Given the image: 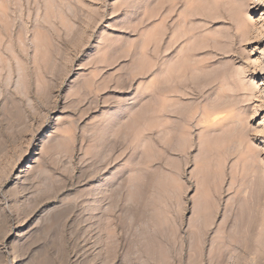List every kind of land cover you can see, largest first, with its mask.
Masks as SVG:
<instances>
[{
    "label": "rangeland",
    "instance_id": "1",
    "mask_svg": "<svg viewBox=\"0 0 264 264\" xmlns=\"http://www.w3.org/2000/svg\"><path fill=\"white\" fill-rule=\"evenodd\" d=\"M263 65L264 0H0V264H264Z\"/></svg>",
    "mask_w": 264,
    "mask_h": 264
},
{
    "label": "bare ground",
    "instance_id": "2",
    "mask_svg": "<svg viewBox=\"0 0 264 264\" xmlns=\"http://www.w3.org/2000/svg\"><path fill=\"white\" fill-rule=\"evenodd\" d=\"M168 10V9H167ZM169 17V16H168ZM165 18V17H164ZM165 20H166V18H165ZM187 23V22H186ZM179 24V23H178ZM184 24H185V22H184ZM184 24H183V26H181V27H183L184 28V30H183V37H184V39L186 40V38H188V37H190V35H191V32L189 33V27H184ZM163 25V24H162ZM188 25V24H187ZM189 25H190V23H189ZM192 25H194V24H192ZM161 27V26H160ZM198 27V26H197ZM158 28V27H157ZM164 27H162V29H163ZM167 28H170V25H167ZM178 28V27H177ZM191 28V27H190ZM245 28V27H244ZM166 29V28H165ZM188 29V30H187ZM169 30V29H168ZM163 31H167V30H162V33H163ZM182 31V30H181ZM181 31H180V34H181ZM191 31H192V29H191ZM202 31V30H201ZM194 32V31H193ZM156 33V32H155ZM161 33V32H160ZM209 33V32H208ZM207 33V34H208ZM168 33L166 32V35H167ZM190 34V35H189ZM195 34V33H194ZM157 35V34H156ZM173 35V34H172ZM158 36V35H157ZM162 36V35H161ZM182 36V35H181ZM156 37V36H155ZM182 37V38H183ZM156 38H158V37H156ZM208 38L210 39V40H218V38L216 37V35L215 34H210V35H208ZM159 39V38H158ZM166 38H164V40H163V45H162V47L161 48H159V51H157L158 52V55H157V57H158V64H157V73H155L156 74V80H157V83H158V87L161 89V90H163V91H166L167 92V90H169L170 88H174V87H180L181 85L182 86H186L188 83H189V81L191 82V79H189L188 80V78H189V70L187 69H185L184 67V70L181 72V73H179L180 75L179 76H181L182 74L184 75V77H183V79L181 80V79H179V77H177L176 75H177V73L179 72V69H181V67H180V65H179V67H176L175 66V64H177V61H178V59H179V57L180 56H182L181 58H183V57H185V56H189V58L195 53H192V49L189 51V49H186V48H182V50H180L179 49V51H177V53H175L174 52V50L172 49L173 48V44H174V39L172 40L171 38L169 39V41H168V37H167V39L165 40ZM180 40V39H179ZM159 41H161V40H159ZM158 41V42H159ZM189 41V40H188ZM157 42V41H156ZM167 42V43H166ZM195 44V43H194ZM155 45V44H154ZM158 46V45H157ZM178 46V45H177ZM192 47V46H191ZM190 47V48H191ZM240 47V46H239ZM138 48V47H137ZM147 48V47H146ZM135 49V48H134ZM172 49V50H171ZM178 50V49H177ZM139 51V50H138ZM195 51V50H194ZM173 52V53H172ZM143 53V52H142ZM172 53V54H171ZM194 56H195V54H194ZM166 57V58H165ZM212 57V56H211ZM152 58V57H151ZM156 58V57H155ZM165 58V59H164ZM181 58H180V60H181ZM195 58V57H194ZM209 58V57H208ZM154 59V58H153ZM185 59V58H184ZM186 59H187V57H186ZM203 59V58H202ZM136 60V59H135ZM194 59L192 58V59H190V62L192 63V64H194V65H192V67H193V69H194V66L195 65H198L199 67H197L198 68V70H193V71H197V73H196V78H194V79H197L199 82L200 81H206V74H205V71H204V69L206 68V66H208V65H204L205 64V61L207 60V59H204V60H198V61H195V62H192ZM184 61V60H183ZM189 61V60H188ZM208 61H210V60H208ZM208 61L206 62V63H208ZM218 61V60H217ZM213 62V61H212ZM211 62V63H212ZM147 63H149V62H147ZM143 64V63H142ZM190 65V64H189ZM215 66V65H214ZM264 66V65H263ZM147 67V66H146ZM145 67V68H146ZM163 67H164V69H163ZM142 68V67H141ZM264 68V67H263ZM156 69V68H155ZM207 69H209V68H207ZM206 69V70H207ZM212 69V68H211ZM192 70V69H191ZM140 71H141V69H140ZM175 71V73H173V75H172V72H174ZM211 71V70H210ZM204 72V73H203ZM261 72V71H260ZM264 72V71H263ZM209 73V72H208ZM212 73H214V75L216 74V76L220 73V70H219V68H218V66L216 65V67H213V69H212ZM175 74V75H174ZM191 75H193V74H191ZM195 77V76H194ZM209 77H211V76H209ZM208 78V77H207ZM220 78V77H219ZM194 79H192V80H194ZM117 80V79H116ZM115 80V81H116ZM196 80V81H197ZM215 80V79H214ZM220 80V79H219ZM209 82V81H208ZM211 82V81H210ZM127 83V82H126ZM152 83V82H151ZM150 83V84H151ZM207 83V82H206ZM214 83H215V81H214ZM156 84V83H155ZM197 84V83H196ZM195 84V85H196ZM202 84V83H201ZM211 84V83H210ZM130 85V84H129ZM144 85H145V83H144ZM198 85V84H197ZM202 85H204V84H202ZM209 86V85H208ZM142 87H143V85H142ZM180 88H182V87H180ZM184 88V87H183ZM148 90V89H147ZM159 90V89H158ZM143 91V90H142ZM146 91V90H145ZM218 91V90H217ZM144 92V91H143ZM162 92V91H161ZM166 92H164V94L166 93ZM170 92V91H169ZM177 92V91H176ZM176 92H174L173 91V93H176ZM163 94V95H164ZM169 94V93H168ZM218 95V94H217ZM222 95H224V94H222ZM139 97V96H138ZM174 97V96H173ZM206 97V96H205ZM215 97V96H214ZM211 98H212V96H211ZM167 99V98H166ZM169 100V99H168ZM171 101V100H170ZM217 102V101H216ZM166 103H167V101H166ZM165 104V103H164ZM169 107V106H168ZM172 136V135H171ZM174 140V139H173ZM174 142V141H173ZM262 189H263V187H262ZM257 193V192H256ZM258 193H260V191L258 192ZM258 193H257V195H258ZM259 196H260V194H259ZM261 197V196H260ZM252 208L250 207V210H251ZM256 209V208H255ZM254 209V210H255ZM238 210V209H237ZM252 212V211H251ZM249 213H250V211H249ZM247 214H248V212H247V209L246 210H243L240 214H239V216L237 217V220H236V223L234 224V231H235V234L237 235V236H239V237H237L236 235H234L233 234V237L236 239V238H239V239H241V237H242V235L244 234H247V235H250V234H252L253 235V233L254 232H256V231H259V221L257 222V220L253 217V219H252V216H251V218L250 217H247ZM238 215V214H237ZM254 215V214H253ZM258 219H259V217H258ZM104 225H105V223H104ZM104 225H103V228H104ZM232 225H233V223H232ZM106 226V225H105ZM264 226V225H263ZM233 230H231L232 232H233ZM261 230H262V227H261ZM262 232V231H261ZM234 233V232H233ZM258 234H260L259 232H257ZM255 234V233H254ZM261 234H264L263 232L261 233ZM251 235V236H252ZM251 236H249V237H251ZM261 237V236H260ZM255 238V237H254ZM254 238L252 239L253 241H254ZM259 238V237H258ZM257 238V239H258ZM263 238V237H262ZM233 239V238H232ZM250 239L251 238H249V244H250ZM246 240H247V238H246ZM245 240V241H246ZM264 240V239H263ZM233 241H235V240H233ZM241 241H242V239H241ZM241 241H238V242H236L235 241V243H241ZM243 242V241H242ZM252 242V241H251ZM244 243H246V242H244ZM243 243V244H244ZM226 244V243H225ZM247 244V243H246ZM248 244V245H249ZM252 244H254V243H252ZM241 245V244H240ZM243 247H246V246H243ZM262 247V246H261ZM247 248H249V246L247 247ZM246 248V249H247ZM245 249V250H246ZM251 249V248H250ZM263 249V248H262ZM147 250H148V252H149V254H150V249L149 248H147ZM261 250V249H260ZM127 251V250H126ZM208 251V250H207ZM211 251V250H210ZM251 251H252V249H251ZM250 251V252H251ZM254 251V250H253ZM252 251V252H253ZM147 252V253H148ZM244 252V251H243ZM249 252V251H248ZM140 254V252H138V251H130L129 249H128V251H127V253H125L124 252V254L122 255V260H121V263H124V261H125V259H126V257H130L131 259H133V258H136V256L135 255H137V254ZM219 253H220V251H219ZM257 251H256V255H257ZM264 253V252H263ZM117 254V253H116ZM206 254H208V253H206ZM212 255V254H211ZM219 255V254H218ZM217 255V256H218ZM222 255V254H221ZM220 255V256H221ZM239 255V254H238ZM242 255V254H241ZM214 256V255H213ZM213 256H210V254H208L207 256H206V258H208L207 260H206V262H205V264H215L214 263V261H213ZM216 256V255H215ZM245 256H246V254H245ZM238 257H240V255L238 256ZM258 257V256H257ZM222 258V257H221ZM243 259V258H242ZM215 260V262L217 263L218 262V260H216V259H214ZM241 260V259H240ZM239 260V261H240ZM234 262V261H233ZM243 262V261H242ZM243 264V263H242Z\"/></svg>",
    "mask_w": 264,
    "mask_h": 264
}]
</instances>
